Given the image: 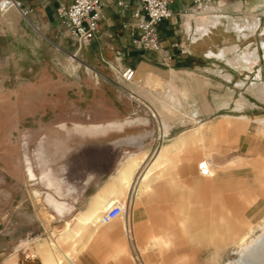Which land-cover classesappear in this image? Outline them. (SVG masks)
Segmentation results:
<instances>
[{"label":"crops","instance_id":"0c3cea01","mask_svg":"<svg viewBox=\"0 0 264 264\" xmlns=\"http://www.w3.org/2000/svg\"><path fill=\"white\" fill-rule=\"evenodd\" d=\"M19 1L21 9L0 16V148H15L12 137L21 124L44 116L55 119L40 130H68L66 122L73 121L74 131L94 139L69 155L71 163L78 164L73 218L69 215L75 205L54 197L65 192L46 170L48 158L39 172L37 159L0 155V264H137L138 244L142 249L169 247V229L182 227L193 234V240L212 244L217 251L231 241L238 248L251 233L245 234L247 222H224L223 214L222 223L215 222L219 217L214 208L205 207L210 201L208 193L199 190V184L215 177L213 160L205 151L211 136L210 130L204 131L205 124L184 131L154 156L131 152L124 156L119 146L133 145L139 139L126 137L122 143L116 134L134 122L119 120L134 113L132 101L118 95L123 108L111 106L105 113L108 120L96 118L103 115V69L110 70L115 80L119 68H133L136 80L145 90L148 87L149 93L170 82L181 68L212 71L213 61L206 57L222 50L228 37L222 28L211 31L220 16L200 18L198 25L194 17L199 35L184 14L194 9L196 0H172L174 17L157 27L164 46L163 52H157L137 47L124 27L134 21L138 2L131 1L122 13L118 0H106L97 37L75 56L76 45L58 15V9L70 0ZM192 34L195 41L190 43L187 38ZM82 64L87 65L84 70ZM91 94L93 98H87ZM86 116L93 122L83 124ZM240 120L249 119L243 116ZM235 128L225 119L215 131L233 133ZM103 136L110 142L100 141ZM201 162L207 163L209 175L200 172ZM39 181L43 188H38ZM134 189L137 198L127 212L131 233L124 231L125 216L100 224L105 209L114 200L126 201ZM199 197H205L204 207L198 206ZM144 254L140 253V258L147 264L150 255Z\"/></svg>","mask_w":264,"mask_h":264},{"label":"rangeland","instance_id":"374dc122","mask_svg":"<svg viewBox=\"0 0 264 264\" xmlns=\"http://www.w3.org/2000/svg\"><path fill=\"white\" fill-rule=\"evenodd\" d=\"M202 1H206L202 8H197L195 4L192 11L184 13L188 15L186 18L191 21L197 34L200 35L193 18L198 19V25L200 18L214 15L220 18L211 31L222 28L228 33L224 40V49L212 51L206 57L213 61L212 71L206 73L181 68L177 70V76L152 90L153 93L146 91L148 87L145 90L144 85L142 88L129 86L141 98L142 103L159 114L165 125L163 127L166 137L161 142L162 145H155L160 123L150 116L147 107L136 104L126 95L132 101L135 111L119 120L134 122L127 125L125 131L115 133L121 137L122 143L126 137L139 139L133 145H120L119 153L124 156H128L130 152L154 156L163 146L172 144L184 131L189 132L205 124L204 131L210 130L211 135L205 143V151L213 160L215 177L199 184V190L204 194L208 193L207 198L210 201L207 200V205L205 202L202 204L205 197H199L198 206L214 208V213L219 217V221L215 222L218 223H222V214L224 222L246 221L245 234L251 232V238H247L251 241L264 233V0ZM208 33L207 31L203 35ZM187 39L190 43L195 41L193 34ZM72 49L75 50V46ZM243 59L250 60L251 63ZM85 66L87 65L82 64L83 70ZM103 72L106 74H102L103 115L96 118L108 120L105 113L110 111L111 106L123 108L117 96H124L126 93L115 87L114 76L110 70L103 69ZM87 98L92 99V94ZM243 116L249 120H240ZM54 119V116H44L36 121L23 122L20 130L13 133L12 139L16 147L0 148V155L16 154L37 159L39 172L43 170L42 161L48 158L49 165L46 170L52 172L54 180L65 192L64 195L54 194V197L71 206L75 205L69 215V218H73L77 207L75 193L78 164L77 161L71 163L69 155L85 141L94 138L74 131L73 121L66 122L68 130H40L45 129V124ZM225 119L235 125L233 133L215 131V127ZM91 122L92 117L86 116L83 124ZM99 140L110 142L105 136ZM197 150L201 152L202 147ZM185 161L183 160V164ZM37 186L43 188L41 181ZM55 191L53 192L56 193ZM68 191L69 195L66 194ZM38 199L41 202L42 198ZM221 209L224 210L223 213H220ZM125 224L132 228L128 215L122 220L123 227ZM169 230L172 232V243L169 247L155 245L153 248L142 249L138 244L139 256L135 255V258L144 264L140 253L149 252L150 259L147 258V264H233L234 259L238 258V252L243 251L240 244L237 248L232 241L221 245L222 248L217 251L212 244L206 245L193 240L190 236L192 233L186 232L183 227Z\"/></svg>","mask_w":264,"mask_h":264},{"label":"built area","instance_id":"2783aa9c","mask_svg":"<svg viewBox=\"0 0 264 264\" xmlns=\"http://www.w3.org/2000/svg\"><path fill=\"white\" fill-rule=\"evenodd\" d=\"M69 5H62L58 9V15L68 31L69 37L75 42L76 55L86 46L90 45L97 37L100 25L104 19L103 7L106 0H70ZM131 1H137L138 6L134 9L132 23L125 24L134 37L133 43L142 49L163 52L164 46L159 37L157 27L164 21L174 17L171 10L172 0H118V6L122 13H125L131 6ZM206 1L196 0L197 8H202ZM21 9L19 0H0V16L5 15L11 9ZM26 16L27 12L22 11ZM170 59V58H169ZM114 81L115 87L122 93H126L133 102L140 106L147 107L141 102V98L134 93L129 86L141 88V82L136 80L135 70L133 68H119L116 72ZM148 113L152 118L160 123L157 128V138L155 145H162L166 137L165 125L162 123L159 114L155 110L148 108ZM164 126V127H163ZM162 142V143H161ZM200 172L208 175L205 162L199 164ZM137 198V191L130 192L127 200H114L102 214L100 224L107 225L123 216H127L128 207L134 199ZM124 231L126 235L131 233V227L125 224ZM130 238V237H129ZM132 240V238H130ZM137 264H142L138 258H135Z\"/></svg>","mask_w":264,"mask_h":264},{"label":"bare ground","instance_id":"6f19581e","mask_svg":"<svg viewBox=\"0 0 264 264\" xmlns=\"http://www.w3.org/2000/svg\"><path fill=\"white\" fill-rule=\"evenodd\" d=\"M206 167L209 175L210 170L207 163ZM247 238H251L250 233L242 239L240 245L242 246L243 251L238 252V258L234 259L233 264H264V233L253 238L251 241H248Z\"/></svg>","mask_w":264,"mask_h":264}]
</instances>
